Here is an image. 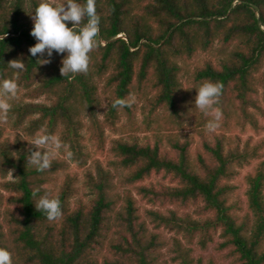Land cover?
I'll return each instance as SVG.
<instances>
[{
    "label": "trees",
    "instance_id": "obj_1",
    "mask_svg": "<svg viewBox=\"0 0 264 264\" xmlns=\"http://www.w3.org/2000/svg\"><path fill=\"white\" fill-rule=\"evenodd\" d=\"M40 2L0 0V36L5 35L0 39V79L15 78L19 86L17 98L10 101L13 136L0 124V247L11 253L13 264H168L163 251L170 244L176 264H220L213 255L206 261L194 250L195 244L206 250L216 236L215 248L224 260L264 264V139L242 140L233 133L247 125L262 127L264 0H96L102 43L90 53L87 74L65 77L60 68L66 52L54 51L47 65H39L41 57L29 52L37 43L30 34L31 17ZM217 41L221 56L200 62L192 78L198 87L206 81L223 84L215 105L223 114L220 131L199 128L195 152L189 134L181 140L169 133L168 148L159 135L153 143L113 138L108 165L120 173L118 182L99 158L87 167L91 154L85 127L104 151L105 128L115 129L120 113L131 116L134 105L115 108L113 102L133 94L135 87L148 88L153 111L170 112V127L178 112L187 110L181 61ZM13 59H21L25 70L10 68ZM99 80L109 99L104 121L96 112ZM42 96L49 102L36 101ZM202 117L201 127L212 118ZM43 132L59 133L73 155L68 158L61 150L64 157L58 155L49 170L39 172L27 165V155L29 148L35 150L29 141ZM255 160L245 175L244 210L233 197L238 188L234 180ZM71 162L84 168L87 197L78 196L79 173L70 169ZM60 171L64 175L54 190L50 184ZM153 173L169 175L171 184H140ZM45 193L59 198L60 219L49 221L36 209L35 201ZM139 201L167 208L141 210ZM163 229L174 234L168 239Z\"/></svg>",
    "mask_w": 264,
    "mask_h": 264
},
{
    "label": "clouds",
    "instance_id": "obj_2",
    "mask_svg": "<svg viewBox=\"0 0 264 264\" xmlns=\"http://www.w3.org/2000/svg\"><path fill=\"white\" fill-rule=\"evenodd\" d=\"M34 13L31 17L34 27L30 34L37 43L29 48V52L34 57H41L37 60L38 64L51 63L54 51L58 54L66 52L67 55L61 61V76L87 74L91 61L90 53L102 43L98 39L100 17L96 13V0H86L83 4L77 0H61V2L41 0ZM85 18L87 22L83 23ZM68 22H71V27L67 26ZM82 23L83 26H81ZM4 36H0V39L4 40ZM45 53L46 58H44ZM8 66L18 72L25 70V63L21 59L9 61ZM222 89L221 82L211 81H206L196 88L195 106L205 115L212 117L206 124L209 132H215L220 127L223 114L215 105L219 103ZM18 90L19 86L15 78L0 79V123L7 122L12 109L10 101L17 98ZM135 103L136 96L129 94L126 98L116 99L112 106L124 108L131 107ZM29 143L35 150L29 148L27 165L34 166L39 172L49 170L61 150L66 152L68 158L73 155L55 134L37 133ZM39 191V188L34 189L33 196L35 197ZM35 207L39 212L46 213L49 221L58 220L63 214L59 198L49 193L40 196L35 201ZM0 264H13L11 253L4 247H0Z\"/></svg>",
    "mask_w": 264,
    "mask_h": 264
},
{
    "label": "rangeland",
    "instance_id": "obj_3",
    "mask_svg": "<svg viewBox=\"0 0 264 264\" xmlns=\"http://www.w3.org/2000/svg\"><path fill=\"white\" fill-rule=\"evenodd\" d=\"M221 49V44L220 42H215L212 47L204 52H199L196 54L194 57H192L189 60L181 61V66H182V71L180 73V78L182 81V95H183V106L187 108L186 111H179L178 112V117L177 120L173 123H171L170 127H167V122L171 118L170 112L163 111V108H158L157 110L153 111L152 107L150 106L149 103V98H152L151 92L148 90V88H144L142 90H139L137 87L134 88L133 94L136 96V103L132 106V115L128 116L126 112L120 113V120L116 124L115 129L106 127L105 128V136L107 137V142L105 146V150L101 151L98 150L94 140L90 139L89 137V130L87 127L84 129V134L86 135L85 139V144L87 147L88 152L91 154V159L87 164V167L92 166V159L94 158H99L105 168H109L110 166L108 165V160L113 159L112 153L109 151V148L111 146V140L116 137H123L126 139H138L140 142H143L145 140H150L152 143L156 139V135H159L161 138L164 140V148L167 147V137L168 134H174L178 135L180 139L182 140L184 138V134H189V136L194 137V141L191 143V151L195 152L196 147H198V143L200 140V136L198 135V129L201 128L204 131H207L206 125L200 126L198 125L199 121H202V114L196 106H195V97L197 95V90L198 86H194L193 83V78H192V72L193 69L204 59H209V58H216L220 57V50ZM99 85H100V100L101 103L99 105H96V112L97 116L101 121L105 120V113L108 110V95L104 93L102 90L104 81L99 80ZM23 92V90H22ZM28 100V99H27ZM36 101H44V102H49L45 96H42ZM264 106V102L262 103ZM152 110V111H151ZM14 117L10 114L8 115V120L6 123H0L4 125L7 129L8 134L12 135L14 134V130H12V123ZM261 128L259 130L253 129L250 125H247L244 129L238 127L235 129L233 132L234 134H239L242 137V140H245L246 138L252 136L254 139V142L264 139V115L259 116ZM84 122L86 124H89V120L86 118L84 119ZM200 124V123H199ZM217 131H220V129H217ZM230 134V133H229ZM55 135L59 136V133H56ZM264 152V149H263ZM61 157H64L65 152H61L58 154ZM264 158V156H263ZM258 161L255 160L251 164L244 166L243 168L240 169V174L237 176L234 180V183L237 184L238 188L234 193V198L239 199L244 210L247 208V203H246V182H245V175L249 173L250 171L253 170L254 166L256 165ZM70 169L72 171H78L79 173V178H80V196H85L87 197L89 192L87 188H85L82 184L83 180V174H84V168L79 169L75 163H70ZM115 174V182H118V178L120 177V173H118L114 168L110 167ZM64 175L63 171H60L56 176L55 180L53 181L50 186L54 189L57 190L59 188V185L61 183V179ZM12 177L11 175L9 178ZM171 178L169 175L163 176V174L159 173H153L149 177H147L145 180L140 182V184L144 185H155L158 183H163V184H171ZM120 191L122 189L118 187ZM134 195L139 198V195L133 191ZM139 205L141 207V210H143L144 207H154V208H160L162 210H166L167 207H162L161 205H156L153 206L152 204H147L145 202L139 201ZM194 207L190 206L188 208V211L193 212ZM152 228V225H150ZM163 233L165 236L169 239L174 233L169 232L167 229H163ZM220 239L218 236L215 237V242L210 243L208 248L206 250H200L198 246L195 244L194 245V250H195V255L197 254H202L203 257H205V260L213 255V258L219 262L220 264H232L229 259L224 260L223 257H221V252H218L215 248V245L217 241ZM171 245V244H170ZM170 245L167 246V248L164 249V258L167 259L168 264H176L174 261H172V256L173 252L168 250Z\"/></svg>",
    "mask_w": 264,
    "mask_h": 264
}]
</instances>
